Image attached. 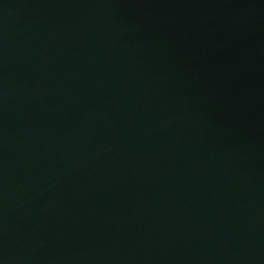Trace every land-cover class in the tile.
<instances>
[{
	"label": "water",
	"instance_id": "water-1",
	"mask_svg": "<svg viewBox=\"0 0 264 264\" xmlns=\"http://www.w3.org/2000/svg\"><path fill=\"white\" fill-rule=\"evenodd\" d=\"M0 264H264V0H0Z\"/></svg>",
	"mask_w": 264,
	"mask_h": 264
}]
</instances>
